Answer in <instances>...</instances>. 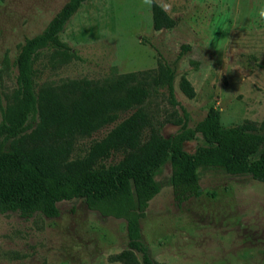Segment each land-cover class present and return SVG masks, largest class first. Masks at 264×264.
Returning a JSON list of instances; mask_svg holds the SVG:
<instances>
[{
    "label": "rangeland",
    "instance_id": "obj_1",
    "mask_svg": "<svg viewBox=\"0 0 264 264\" xmlns=\"http://www.w3.org/2000/svg\"><path fill=\"white\" fill-rule=\"evenodd\" d=\"M68 0H0V106L17 88L16 59L27 39L39 35ZM169 4L176 25L155 31L143 0H86L59 34L73 56L35 61V87L73 79L97 82L153 70L159 57L175 71L172 106L165 89L152 91L144 110L163 123L165 138L181 130L183 108L193 129L210 109L223 127L249 122L264 139V0H154ZM183 46L188 47L187 51ZM181 77L195 96L179 88ZM134 110L120 115L127 118ZM0 112V123H1ZM114 125L75 140L70 159L82 158ZM148 135L145 131L144 138ZM200 134L183 144L189 154L205 147ZM264 149V143L261 150ZM260 153V152H259ZM256 154L255 158L258 157ZM113 153L102 164L119 162ZM202 195L177 205L166 163L156 174L159 193L141 215V241L161 264H264V183L218 168L198 169ZM58 218L0 214V264H119L127 248L124 220L102 217L82 198L57 204Z\"/></svg>",
    "mask_w": 264,
    "mask_h": 264
},
{
    "label": "trees",
    "instance_id": "obj_2",
    "mask_svg": "<svg viewBox=\"0 0 264 264\" xmlns=\"http://www.w3.org/2000/svg\"><path fill=\"white\" fill-rule=\"evenodd\" d=\"M85 1L68 0L46 28L20 48L17 88L10 101L0 106V214L19 212L54 219L60 215L58 203L82 198L89 210L102 217L125 221L127 248L114 261L161 264L150 257L140 228L141 215L159 193L158 171L170 164L177 205L202 195L201 167L222 169L232 176L249 175L264 183V139L249 122L221 126L220 113L214 109L189 129L183 108V121H177L181 130L165 138L163 123L154 124L143 108L152 91L161 88L172 106L179 105L174 95L175 71L161 57L153 70L129 72L103 82L73 79L36 88L34 66L41 52L52 50L51 59L61 62L73 56L59 34ZM151 15L155 31L176 25L155 2ZM179 88L187 98H194L185 77L180 78ZM131 110L118 122L121 114ZM111 125L114 127L82 158L70 159L78 137H90ZM196 134L207 146L189 154L183 144ZM116 152H123V158L104 166L102 162Z\"/></svg>",
    "mask_w": 264,
    "mask_h": 264
},
{
    "label": "clouds",
    "instance_id": "obj_3",
    "mask_svg": "<svg viewBox=\"0 0 264 264\" xmlns=\"http://www.w3.org/2000/svg\"><path fill=\"white\" fill-rule=\"evenodd\" d=\"M143 3L149 7H151L154 3V0H143ZM161 7V9L165 12H167L170 9V5L169 4H161L159 5ZM259 17L261 19H264V7H261L258 13Z\"/></svg>",
    "mask_w": 264,
    "mask_h": 264
}]
</instances>
